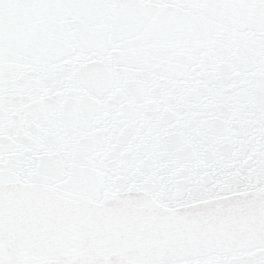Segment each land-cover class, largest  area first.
<instances>
[{
	"label": "snow or ice",
	"instance_id": "6c2138e0",
	"mask_svg": "<svg viewBox=\"0 0 264 264\" xmlns=\"http://www.w3.org/2000/svg\"><path fill=\"white\" fill-rule=\"evenodd\" d=\"M0 264H264V0H0Z\"/></svg>",
	"mask_w": 264,
	"mask_h": 264
}]
</instances>
